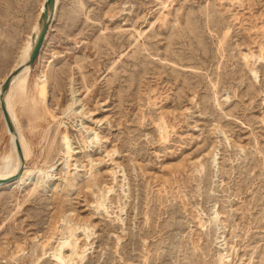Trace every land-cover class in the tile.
Instances as JSON below:
<instances>
[{
	"label": "rangeland",
	"instance_id": "374dc122",
	"mask_svg": "<svg viewBox=\"0 0 264 264\" xmlns=\"http://www.w3.org/2000/svg\"><path fill=\"white\" fill-rule=\"evenodd\" d=\"M42 2L0 0V91ZM13 99L0 264H264V0H60Z\"/></svg>",
	"mask_w": 264,
	"mask_h": 264
},
{
	"label": "bare ground",
	"instance_id": "6f19581e",
	"mask_svg": "<svg viewBox=\"0 0 264 264\" xmlns=\"http://www.w3.org/2000/svg\"><path fill=\"white\" fill-rule=\"evenodd\" d=\"M45 2H46V0H43L42 5L40 7V15H39L40 18H38V20H37L38 22H36L37 25H35L34 37L32 36L33 37L32 40L29 41L28 44L23 49L22 54L20 56V59L18 61L19 62L18 63V67L15 68V69L13 68L14 70L9 72V74H8V76H9L16 69H18L20 67H23V69L20 71V73H18V74L13 76L10 89L4 95V98H5V101H6L7 111L9 113L11 121L13 123L14 130L9 128L8 123H7L6 119H5L4 113H3L2 109H1L2 115H3V118H4V122H5V130H6L7 134L10 137L11 151H10V153H8L6 156L3 157L2 162L0 163V180H6V179H9L10 177H14L17 173H19V171L21 170V167H22L23 164H24V170H23L22 175L16 181H14L12 183L0 184V187H11L13 185H19L20 187L24 186L27 183L24 180V178L31 177L32 175L35 177V180H37V181L39 180V178H41L39 175L36 174V171H34V170H25V168H26L25 162L30 157L31 151H30V148H29V146L27 144V141H26V139H25V137H24V135H23V133H22V131L20 129L19 122H18L17 116H16L15 111H14V99H13V97H14V95H18L19 97H22L26 93L27 83H28V76H29V72L31 71L32 67L25 66V64L27 63V61L30 58L31 52H32V50L34 48L36 40H37V38H38V36L40 34V31L42 29V26H43L42 21H41V15H42V13L44 11ZM59 3H60V0H56V8H55L54 12L52 14H50L51 22H53L54 19L56 18L58 7H59ZM46 40H47V36H46ZM46 76H48V75H46ZM48 82H49V80H48L47 77H45L43 82H42L43 83V87H42V91H41V97H42V99L45 102H47L49 100V98H50V92L48 91V88H47ZM48 103H49V101H48ZM71 105H73V104H71ZM17 140L20 142V145H21V148H22V153H23V158H21L19 153H18L17 146H16V141ZM65 140H66V146L68 147V150H67L68 151V157L72 158L73 157V151L71 150L72 147L69 144L71 142L68 140L67 136L65 137ZM69 160H68V162H69ZM84 232H85V230H84ZM66 243H67V241L65 243L63 242V245L66 244ZM75 249H76L75 245H71L70 246V250H71V253L73 255L76 252ZM54 256H56L59 260H61L64 263L67 262V260L65 258L66 256L64 257L61 253L54 254Z\"/></svg>",
	"mask_w": 264,
	"mask_h": 264
},
{
	"label": "water",
	"instance_id": "95a60500",
	"mask_svg": "<svg viewBox=\"0 0 264 264\" xmlns=\"http://www.w3.org/2000/svg\"><path fill=\"white\" fill-rule=\"evenodd\" d=\"M55 8H56V0H46L45 6H44V11L41 15V21H42L43 26H42L40 34L36 40L34 48L31 52L30 58L27 61V63L25 64V66L33 67L35 65L38 57L40 56V53H41V51L44 47L45 41H46V36H47L49 29L51 27V24H52V22L50 20V14H52L54 12ZM22 69H23V67L16 69L13 73H11L5 79V81L2 84V89H1V94H0V107L4 113V116H5V119L8 123L9 128L12 130H14V126H13V123L11 121L10 115L7 111L6 101H5L4 95L10 89L13 76L20 73V71ZM16 146H17V150H18L20 157L23 158L22 148H21L20 142L18 140L16 141ZM23 170H24V164L22 165L19 173H17L14 177H10L9 179L0 180V184L12 183V182L16 181L22 175Z\"/></svg>",
	"mask_w": 264,
	"mask_h": 264
}]
</instances>
